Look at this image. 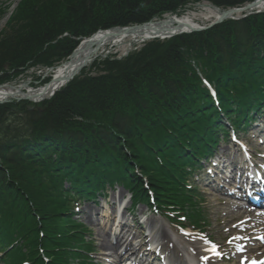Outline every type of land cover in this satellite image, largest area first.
I'll use <instances>...</instances> for the list:
<instances>
[{
	"label": "trees",
	"instance_id": "1",
	"mask_svg": "<svg viewBox=\"0 0 264 264\" xmlns=\"http://www.w3.org/2000/svg\"><path fill=\"white\" fill-rule=\"evenodd\" d=\"M121 1L22 0L0 33V85L61 65L78 39L100 30L142 25L190 3L226 10L256 0ZM109 57L91 66L99 75L82 72L33 110L26 101L0 104L4 264H95L75 204L96 203L115 187L181 228L210 225L192 175L220 136L229 138L223 119L243 134L264 111V13Z\"/></svg>",
	"mask_w": 264,
	"mask_h": 264
},
{
	"label": "rangeland",
	"instance_id": "2",
	"mask_svg": "<svg viewBox=\"0 0 264 264\" xmlns=\"http://www.w3.org/2000/svg\"><path fill=\"white\" fill-rule=\"evenodd\" d=\"M21 1L22 0H0V9H4L3 14L0 16V33L7 26L11 15L15 12ZM119 2L122 1L119 0ZM213 7V4L208 1L190 3L188 6H185L182 11L175 14H163V17L159 19L165 20L168 16L181 17L184 14H187L193 17L196 23L200 24L197 25V27L207 28V30H209L214 27V24L218 20H215L212 17L213 15L211 11ZM220 11L223 10L221 9ZM253 13H257V10L242 12L239 17H247ZM118 17L119 14L115 13L111 19L114 20ZM71 19H74V17L72 16ZM159 19L156 18L151 22L159 21ZM234 20L236 19L234 18ZM118 27L124 26H116L113 28ZM111 29L112 28H109L107 30ZM84 38L85 37H81L78 39L77 45H79ZM151 41L153 40H144L132 43L127 40L118 46L108 45L104 48L100 56L97 57L96 62H99V60L101 62L109 56H111L109 58L116 60L124 59L130 52L142 48L146 43ZM56 67L57 66L50 68L37 67L35 69H31L17 80L2 84L0 87L10 85L15 87H24L25 91L28 93L30 91H37L43 87L45 88L52 81L53 70ZM7 72L10 76H14L12 71ZM83 72L89 73L90 76L99 75V73L94 71V69H91V67ZM76 77L83 78L84 76H82L81 73ZM10 78L12 79V77ZM54 96L55 94H52L50 97L43 98L35 102L9 99L8 101L0 104L26 101L29 103V109L33 110L39 107L43 102L51 100ZM255 117L256 119H259H257L256 123L250 124L247 134L242 137L248 143H245L246 145L244 148L239 146L238 149L240 151L243 149V152H247L246 154L248 157L252 159L253 162L257 163V165L261 164L264 166V111H262V114L259 116L255 115ZM227 122L228 121L226 119H223L220 124L228 125ZM262 131L263 133H261ZM221 137L222 136H220V138ZM215 152L218 157L215 161L216 163H219L220 167H216L215 163L209 166L206 164V159H204L201 163H197V167L200 169L202 167L207 168H205V170L200 174H196L193 177L194 185L198 187L201 194V200L199 203L205 211V218L209 220L210 223L208 232L198 233L193 232L192 230L182 231L175 223L172 224L169 220L163 218L156 212L149 211L146 206H140L138 208L137 218H134L129 214H125L121 219H117L116 203L123 201L124 198L129 196L124 189L117 187L114 190L106 191V196L111 202L109 207L104 205L106 204V200L103 196L97 199V204L87 200L82 201L81 204L79 202L76 204L74 216L80 223H82L83 226L87 228V235L94 246V253H90L89 255L92 260H94L96 264H143L140 262L134 263L133 252L137 253L141 250L144 244L143 241L153 242L157 240L163 248L164 256L168 257V259L170 258L172 263L174 261L185 263V254L182 250H189L192 247L201 248L199 252L195 253L197 254V257L195 256L196 264H200L203 262L202 260L206 261L209 257L215 258L217 260V264H234V261L236 260L238 262L241 260V262L243 261L242 264H245L244 260H250L252 258L256 260L255 264H261V262H264V251L261 256L256 258L251 253L245 252V249L243 248L249 242L253 245L264 244V240L261 239V237H264V226H262L260 230L255 233V228L253 226L254 222L249 221L250 216H248V214L238 216L239 213H242L245 210L253 212V215L256 217L261 215L264 216V210L253 208L244 199H240L238 197L243 196V192L240 188L244 187L245 175L243 176L240 174L242 171L239 170V168H234L232 162L236 161L237 154L235 153V147L230 142V139L223 141L216 148ZM238 157L241 158V154H239ZM241 163L244 164L245 162L241 161ZM246 165L249 166V164ZM145 215L147 216L146 219H144ZM120 226L124 235H126V238L128 237V239H131V241L135 244V248H133L132 251L131 248L129 251H126V246H123L122 249H120L119 253H122L124 257L121 262L118 261L117 255L111 250L101 247V240L104 234L108 235L113 242H117L116 233L118 232V228ZM164 234H168L169 238L166 239ZM121 237L123 238L122 235ZM234 237H243V239L233 240ZM229 241L232 242L230 243ZM170 245L174 246L175 249L172 250ZM213 248H215L216 252L220 253L219 256L216 255ZM145 249L138 254L137 258L140 257V260L142 261L148 260V264H160V261L158 259V261H156L153 257L154 255H147V252L145 253ZM145 256L148 257L145 258ZM222 256L224 258L219 259ZM233 256L236 258L234 261ZM3 260L4 258L0 256V264H4ZM176 264L178 263L176 262Z\"/></svg>",
	"mask_w": 264,
	"mask_h": 264
},
{
	"label": "bare ground",
	"instance_id": "3",
	"mask_svg": "<svg viewBox=\"0 0 264 264\" xmlns=\"http://www.w3.org/2000/svg\"><path fill=\"white\" fill-rule=\"evenodd\" d=\"M229 9H233V8H229ZM255 10H257L258 14L264 13V0L257 3L255 9H252L251 11H255ZM211 13L213 15L212 17L215 20L222 17L221 11L216 9V6L213 7ZM240 13L233 14L236 20L246 18V17L240 18L239 17ZM145 24H148L146 28H141V29L136 28L126 32H122L118 30H102L100 32L95 33L91 37L82 40L81 43L77 46V48L69 56L67 61L54 68L53 76H52L53 79L48 84L49 85L48 87L45 88L43 87L42 89H39L37 91H30L28 93L27 91H25L24 87H19V86L15 87L10 85L1 86L0 103H4L9 99L22 98L25 97V95L27 94L34 101H39L43 98L50 97L52 94H56V92L62 89L64 85L66 86L68 84V81L74 79L84 70L88 68L90 69V67L93 66V64L97 61V57L100 56L104 48L107 47L108 45L118 46L127 40L131 41L132 43H137L139 41H144V40H156L157 37L158 38L168 37L170 35L185 32L189 30L190 27H197V25H200L196 23L193 17L187 14L186 15L184 14L181 17L168 16L166 17L165 20L159 19V21H153V22L150 21ZM243 214H248V216H250V221L254 222L253 226L255 228L254 230L255 233H257L258 230H260V228L264 226V216L261 215L256 217L253 215V212H250L248 210L239 213L238 216H241ZM121 235L123 236V238L121 237ZM164 237L166 239L169 238L168 234H164ZM116 240L117 242H113V240L108 235L104 234L101 240V247L108 248L109 250H111L114 254L117 255L118 261L121 262L124 257L122 253H119L120 249H122L123 246H126L127 247L126 251H129L130 248L132 251V249L135 248V244L133 243V241H131V239H128V237L126 238V235H124L123 230H121V226L118 228V232L116 233ZM171 248L172 250L175 249L174 246H171ZM200 249L201 248L198 247L196 248L192 247L189 250L183 249L182 251L185 254V256L188 258V260H185V263L184 262L179 263L178 261H174L173 264H176V262L178 264H196L195 256L197 257V254L195 253L199 252ZM244 249L245 252L251 253L253 256L257 258L262 255L264 251V244L253 245L249 242L246 244V247ZM142 250L144 249L141 248V250L137 253L133 252L134 263H137L138 260H140L137 258V256ZM234 259L236 260V258H234L233 256V261ZM202 261H203L201 262L202 264H217V260L213 257H209L206 261L205 260ZM253 261L254 259L252 258V260L246 261L245 264H253ZM242 263L243 262H241V260L240 262H238L237 260L234 261V264H242Z\"/></svg>",
	"mask_w": 264,
	"mask_h": 264
},
{
	"label": "water",
	"instance_id": "4",
	"mask_svg": "<svg viewBox=\"0 0 264 264\" xmlns=\"http://www.w3.org/2000/svg\"><path fill=\"white\" fill-rule=\"evenodd\" d=\"M260 1H263V0H257L255 2H252L244 7H241V8H233V9H227V10H223L221 11L222 13V17H220L216 23L214 24V26L218 25V24H221L223 23L225 20L227 19H234L235 16L233 14L235 13H240V12H245V11H250L252 9H255L257 3H259ZM215 7V6H214ZM216 9H220V8H217ZM221 10V9H220ZM150 24V23H149ZM148 26V24H143V25H132V26H129V27H118V28H112L111 30H118V31H122V32H126V31H130L131 29H141V28H146ZM207 30V28H200V27H190L189 30L185 31V32H182V33H178V34H174V35H170L168 37H161V38H156V39H168V38H171V37H174V36H177V35H181V34H184V33H191V32H201V31H205ZM102 31V30H100ZM98 31V32H100ZM89 38V37H88ZM86 39V38H84ZM73 80V79H72ZM71 80V81H72ZM70 81H68L69 83ZM49 85H47L46 87H48ZM65 86V85H64ZM19 100H27V101H31V102H35L34 100L31 99L30 96L28 95H25V97H22V98H18ZM6 102V101H5Z\"/></svg>",
	"mask_w": 264,
	"mask_h": 264
},
{
	"label": "snow or ice",
	"instance_id": "5",
	"mask_svg": "<svg viewBox=\"0 0 264 264\" xmlns=\"http://www.w3.org/2000/svg\"><path fill=\"white\" fill-rule=\"evenodd\" d=\"M235 239H243V237H239V238L234 237L233 240H235ZM261 239L264 240V237H261ZM229 242L231 243L232 241H229ZM213 251L216 252L215 248H213ZM216 255L219 256L220 253L219 252H216ZM254 264H255V262H254ZM261 264H264V262H261Z\"/></svg>",
	"mask_w": 264,
	"mask_h": 264
}]
</instances>
